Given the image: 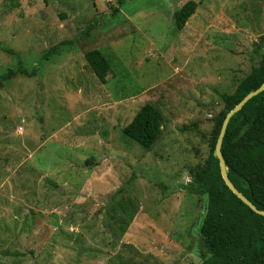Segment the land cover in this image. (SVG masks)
Instances as JSON below:
<instances>
[{"label":"rangeland","instance_id":"1","mask_svg":"<svg viewBox=\"0 0 264 264\" xmlns=\"http://www.w3.org/2000/svg\"><path fill=\"white\" fill-rule=\"evenodd\" d=\"M188 1L0 0V84L20 62L35 71L0 85V264L210 256L207 196L183 185L205 165L223 97L264 54V0H192L179 30ZM95 49L106 84L85 57ZM147 103L163 115L150 150L124 135Z\"/></svg>","mask_w":264,"mask_h":264},{"label":"trees","instance_id":"2","mask_svg":"<svg viewBox=\"0 0 264 264\" xmlns=\"http://www.w3.org/2000/svg\"><path fill=\"white\" fill-rule=\"evenodd\" d=\"M125 0H119L120 5ZM47 3V0H44ZM198 8L188 1L174 13L176 26L183 30ZM119 11L115 9L114 14ZM264 42V36L262 37ZM65 44V42L63 43ZM59 53V45L45 55ZM86 60L102 84L108 81L111 66L102 51L86 53ZM17 74L35 75L20 62L10 69L1 84ZM264 83V54L257 66L238 84L235 92L223 97L224 109L214 116L215 127L210 140V153L204 166L191 171V181L183 185L189 193L207 196V212L201 235L210 251L202 264H264V216L255 213L226 185L215 153L216 144L227 114L249 93ZM163 115L159 108L147 103L124 129V135L144 150H150L162 134ZM229 178L236 188L259 210H264V91L250 100L229 121L222 144Z\"/></svg>","mask_w":264,"mask_h":264},{"label":"water","instance_id":"3","mask_svg":"<svg viewBox=\"0 0 264 264\" xmlns=\"http://www.w3.org/2000/svg\"><path fill=\"white\" fill-rule=\"evenodd\" d=\"M264 91V83L255 91L249 93L239 104H237L234 109L232 111H230L223 123L217 144H216V148H215V153L216 156L218 157L219 161H220V168H221V174L222 177L226 183V185L229 187V189L239 198L241 199L247 206H249L255 213L264 216V210H259L246 196H244L237 188L236 186L233 184V182L231 181V179L229 178L227 169H226V163H225V159L223 157L222 154V144H223V140L226 134V130L229 124V121L231 119V117L233 115H235L236 113H238L250 100H252L255 96H257L258 94H260L261 92ZM218 114L215 113V117H217Z\"/></svg>","mask_w":264,"mask_h":264}]
</instances>
